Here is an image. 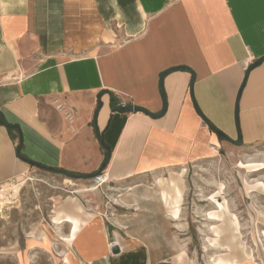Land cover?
<instances>
[{
    "label": "crops",
    "instance_id": "obj_1",
    "mask_svg": "<svg viewBox=\"0 0 264 264\" xmlns=\"http://www.w3.org/2000/svg\"><path fill=\"white\" fill-rule=\"evenodd\" d=\"M175 67L163 77L162 117L117 111L125 103L159 115V75ZM239 91L240 147L259 148L264 0H0V117L16 127L0 124V186L31 168L17 149L78 177L103 172L107 182L51 211L69 263L182 264L154 248L173 226L157 180L233 146L196 108L236 141Z\"/></svg>",
    "mask_w": 264,
    "mask_h": 264
},
{
    "label": "rangeland",
    "instance_id": "obj_2",
    "mask_svg": "<svg viewBox=\"0 0 264 264\" xmlns=\"http://www.w3.org/2000/svg\"><path fill=\"white\" fill-rule=\"evenodd\" d=\"M210 157L176 171L174 182L182 192L180 214L177 220L170 218L167 245L154 248L173 260L183 252L182 264H217L219 259L264 264V168L253 171L247 165H264V145H219ZM63 176L32 167L21 176L25 184L18 195L0 206V264H67L66 247L54 240L64 230L53 224L51 211L56 202L72 196L69 192L95 187L90 179L80 187V179L64 176L73 184L69 185ZM16 183L13 179L8 184ZM216 201L224 209H217ZM213 212L219 218L210 219ZM65 238L60 240L69 246Z\"/></svg>",
    "mask_w": 264,
    "mask_h": 264
},
{
    "label": "bare ground",
    "instance_id": "obj_3",
    "mask_svg": "<svg viewBox=\"0 0 264 264\" xmlns=\"http://www.w3.org/2000/svg\"><path fill=\"white\" fill-rule=\"evenodd\" d=\"M247 165L251 166L252 168H255V169H253V171H259V170H262L264 168V165L262 163H259V164L252 163V164H247ZM65 182L67 184H69V185H73L68 180H65ZM157 183L159 184V186H160V188L162 190L161 198H162V201L164 203L165 208L168 211V212L167 211L166 212L169 214V216L172 219L177 220L178 219V215L180 214V207H181V202H182V192H181V190L177 187V185L175 184L173 179H171L170 181L166 182V180H164L163 178H159L157 180ZM24 184H25V181L20 176V177L17 178V183L16 184H13V185L5 184V185L0 186V206H2L4 203L5 204L10 203V200L14 199L18 195V192L20 191V189L22 188V186ZM221 188L219 189V192H220ZM210 199H211V197H210ZM212 199H213V197H212ZM223 205L224 204L219 203V202L216 201L217 209H220V210L224 209ZM208 217L210 219L219 218V216L216 215L215 212L209 213ZM74 232H76V230H74L73 233ZM183 256H184V254L182 252V253L176 255L174 257V260L177 261V262H180L179 260H181V258H183ZM65 262L67 264H70L69 260H68V257L65 258ZM216 263L217 264H231L230 262H226L225 260H220V259L217 260Z\"/></svg>",
    "mask_w": 264,
    "mask_h": 264
},
{
    "label": "water",
    "instance_id": "obj_4",
    "mask_svg": "<svg viewBox=\"0 0 264 264\" xmlns=\"http://www.w3.org/2000/svg\"><path fill=\"white\" fill-rule=\"evenodd\" d=\"M260 61H257L255 63V65H257ZM179 67H175V68H171L163 73H161L159 75V87L161 89V94H160V99H161V103H162V109L161 112L159 113V115H152L151 113H149L147 110L143 109L142 107H138V106H132V105H127L123 108H118L117 111L118 112H124V113H131V112H140L143 113L153 119L155 118H159L162 117L163 114L165 113L166 110V98H165V93L163 90V77L169 73L170 71H174L177 70ZM191 75H192V80H191V84L193 83L194 80V73L192 71H190ZM241 91L238 92V95L236 97V101H235V109H234V121H235V129H236V133H237V137H236V141H230L222 132H220L216 127H214L201 113L200 111L196 108V112L198 113V115L200 116V118L202 119L203 123L208 126L217 136H219L221 139L225 140L226 142L232 144L233 146H237L240 147L242 146V139H241V134H240V130H239V124H238V120H237V108H238V100H239V96H240ZM99 139V143L101 146H103V143L100 139V137H98ZM20 149H17V157L19 159H21L23 162H25L26 164H28L29 166H31L32 168H36L38 170H42V171H47V172H51V173H60V174H65V171H59V170H54V169H50V168H46L43 166H40L32 161L26 160L24 158H22L19 155ZM108 158L105 160L104 162V166L107 164L108 162ZM94 175H89L86 177H78V176H70V179H83V178H87V179H91ZM111 253L113 255H116L119 253V248L115 245H113L111 247Z\"/></svg>",
    "mask_w": 264,
    "mask_h": 264
},
{
    "label": "built area",
    "instance_id": "obj_5",
    "mask_svg": "<svg viewBox=\"0 0 264 264\" xmlns=\"http://www.w3.org/2000/svg\"><path fill=\"white\" fill-rule=\"evenodd\" d=\"M241 67L244 71H246L249 68V63L247 61H244L241 63ZM127 106L125 103H120L119 108H123ZM65 118L66 119H71V115L66 113L65 114ZM108 177L105 173L101 172V173H97L95 174L91 179V184L95 187L100 186L101 184H104L105 182H107Z\"/></svg>",
    "mask_w": 264,
    "mask_h": 264
},
{
    "label": "trees",
    "instance_id": "obj_6",
    "mask_svg": "<svg viewBox=\"0 0 264 264\" xmlns=\"http://www.w3.org/2000/svg\"><path fill=\"white\" fill-rule=\"evenodd\" d=\"M3 122H4V121H3L2 117H0V124L5 125L9 130L16 128V127H14V126L8 125V124L3 123ZM13 138H15V137L13 136ZM219 138H220V137H219ZM220 139H221V138H220ZM96 174H97V173H96ZM64 176L70 178V176H76V175H74V174H72V173L65 172Z\"/></svg>",
    "mask_w": 264,
    "mask_h": 264
}]
</instances>
